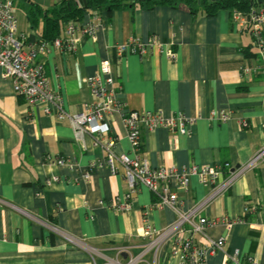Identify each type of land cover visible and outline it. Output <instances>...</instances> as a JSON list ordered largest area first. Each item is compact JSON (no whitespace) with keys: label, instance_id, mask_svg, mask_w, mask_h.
Wrapping results in <instances>:
<instances>
[{"label":"crops","instance_id":"0c3cea01","mask_svg":"<svg viewBox=\"0 0 264 264\" xmlns=\"http://www.w3.org/2000/svg\"><path fill=\"white\" fill-rule=\"evenodd\" d=\"M141 1L98 9L92 16L85 13L83 23L97 12L104 25L97 39L82 36L76 52L50 47L42 59L51 89L62 96L68 113L84 112L94 100L87 80L109 61L117 98L129 110L160 111L168 117L183 112L197 120L190 136L165 128L143 130L139 153L152 168L230 164L232 173L246 165L264 148V67L249 29L235 20L233 9L208 15L202 6L193 11L182 3L148 8ZM59 9L54 0H14L19 33L29 42L44 39L46 16ZM131 38H157L176 57L158 50L119 58L116 45ZM3 74L0 67V264L126 263L148 243L146 225L159 231L177 220L172 209L152 207L156 196L145 187L138 188L130 211L112 209L111 202H124L129 192L122 169L113 175L102 147L89 136L78 140L69 121L48 116L41 107L30 108ZM223 109L231 114L228 122L211 118ZM111 124L118 138L115 152L133 157L123 117L115 114ZM59 159L66 165L57 164ZM94 162L99 165L87 181L84 174ZM231 173L225 172L223 179ZM54 177L59 181L47 185ZM174 190L183 211L211 192L196 177L187 189ZM201 216L212 223L207 227L210 237L226 239L227 252L241 251V264H264V161L238 176ZM224 218L236 222L231 229ZM54 227L88 247L69 244ZM171 248L166 244L147 252L140 264H177ZM207 264H226V258L216 253Z\"/></svg>","mask_w":264,"mask_h":264},{"label":"built area","instance_id":"2783aa9c","mask_svg":"<svg viewBox=\"0 0 264 264\" xmlns=\"http://www.w3.org/2000/svg\"><path fill=\"white\" fill-rule=\"evenodd\" d=\"M54 1L60 3L64 0ZM234 18L249 29L252 46L257 50V56L264 67V3L253 8L248 15L236 12ZM103 25L100 15L95 12L87 23L69 22L63 38H56L52 42L45 39L29 42L27 36L18 31L14 0H0V67L3 69L4 78L13 80L16 95L25 99L30 108L41 107L46 115H54L60 121H69L78 140L86 136L91 137L96 145L104 149L105 163L113 175H117L120 168L122 169L129 192L125 195L124 202L115 198L110 204L112 209L117 212L130 211L138 188L145 187L156 196L153 208H170L176 212L177 220L164 230L158 231L151 225L145 226L144 237L148 243L139 255L131 256L126 263L114 261L113 264H140L144 261L147 252L153 249L158 252L166 244H171V255L177 260V264H207L209 257L216 253L224 254L226 264H241L239 261L241 251L235 250L229 253L226 250L225 238L210 237L207 234V227L212 223L203 218L201 214L228 192L238 176L263 163L264 148L259 150L246 165L233 170L232 173L230 164L214 167L192 165L183 169L169 166L152 168L146 158L139 153L143 130L154 132L165 128L172 133L190 136L197 120L188 118L183 112L168 117L160 111L129 110L127 105L117 98L114 69L109 61L101 65L97 75L87 80L94 98L93 102L88 104L84 112L68 113L64 109L62 96L50 87L42 57L49 52L50 47H54L60 53L76 52L80 38L88 36L97 39L98 31ZM115 49L119 58L127 54L142 57L158 50H166L171 59L176 57V53L169 50V46L157 38H152L149 42H144L140 38H131L128 42L117 44ZM250 71L244 68V72L249 73ZM115 114L123 117L133 149V157L115 152L118 138L112 134L111 128V118ZM211 118L226 123L231 119V114L223 109L219 112H212ZM110 134L112 136L104 139V136ZM66 163L64 159L57 160L59 165H66ZM98 165L94 162L89 166L84 174L85 180H91L92 173ZM225 172L231 173L226 180L223 179ZM193 177H196L201 185L210 188L211 192L193 208L183 211L180 198L174 188L187 189ZM58 181L59 178L54 177L46 183L51 186ZM248 211L249 209L246 210ZM223 222L229 229L236 223L228 218H224ZM53 229L69 244L82 249L88 247L83 240L65 234L58 228ZM122 252L124 253V250ZM251 262V264H261L255 260Z\"/></svg>","mask_w":264,"mask_h":264},{"label":"trees","instance_id":"16d2710c","mask_svg":"<svg viewBox=\"0 0 264 264\" xmlns=\"http://www.w3.org/2000/svg\"><path fill=\"white\" fill-rule=\"evenodd\" d=\"M131 1L134 0H87L86 4L80 6L79 3L74 4L72 1L64 0L59 3L60 9L58 11H53L52 16H46L43 37L52 42L60 37V32L66 23L71 21L82 22L85 13L102 8L118 9ZM179 3L188 5L192 11L202 6L208 15H215L220 9H233L234 12L248 15L253 8L261 4L260 0H142L140 2L143 7L148 8L165 4L176 6Z\"/></svg>","mask_w":264,"mask_h":264},{"label":"water","instance_id":"95a60500","mask_svg":"<svg viewBox=\"0 0 264 264\" xmlns=\"http://www.w3.org/2000/svg\"><path fill=\"white\" fill-rule=\"evenodd\" d=\"M87 0H79V4H86ZM260 3H264V0H260Z\"/></svg>","mask_w":264,"mask_h":264}]
</instances>
